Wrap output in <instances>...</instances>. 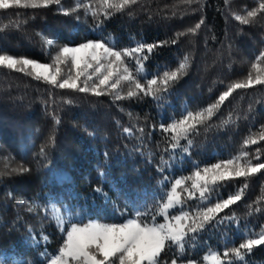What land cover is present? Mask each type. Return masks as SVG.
Segmentation results:
<instances>
[{
    "label": "trees",
    "instance_id": "trees-1",
    "mask_svg": "<svg viewBox=\"0 0 264 264\" xmlns=\"http://www.w3.org/2000/svg\"><path fill=\"white\" fill-rule=\"evenodd\" d=\"M66 2L71 6L72 0ZM255 6L253 0H229L228 5L224 0H196L191 5L184 0H138L131 9L133 16H128L127 12L116 14L105 21L102 30L95 32L91 30L92 17H85L82 10L79 22L72 16L58 14L54 6L47 10L22 7L0 10V49L42 63L50 62V57L42 51L37 32L55 37L57 45L104 36L118 48H124L133 46L136 39L146 43L170 41L177 33L204 19L196 35H186L175 45L156 49L146 62L148 71L163 72L177 67L185 53L190 57L186 75L162 101L144 97L114 102L111 95L96 97L55 89L53 99L59 104L61 123L55 129V143L43 158L36 153L54 129V121L48 113L57 111L55 106L46 111L43 103L49 99V86L23 73L0 68L1 168L7 163L9 167L25 164L31 169L24 175L0 176V259L13 264L21 261L39 264L43 259L41 252L46 250L49 256L57 252L63 242L61 233L43 219L51 215L52 206L74 217L73 222L123 223L137 210L132 207L133 201L138 205H151L159 199L164 189L156 165L166 146L159 124L179 119L186 114L185 109L197 111L206 107L226 90L227 84L246 76L251 61L262 47L264 23L240 25L233 14H242L244 7ZM10 22L12 27L4 30ZM55 51L53 48V54ZM126 91L121 88L122 93ZM64 99L74 102L64 104ZM250 104L252 112L249 114ZM128 113L132 114L131 118ZM246 114L248 119H244ZM229 119L234 123L222 127L223 121ZM116 121L123 127H132L133 135L124 133ZM212 124L214 127L208 132L201 131L190 154H172L174 158L165 175L170 179L189 176L194 164L203 167L237 155L243 139L258 133L264 125V89L257 86L246 91L236 90ZM141 126L145 128L142 141L137 139L140 134L136 131ZM257 147L264 148V142L249 146L247 151L254 155ZM164 159L168 160L169 156L165 155ZM101 171L106 175L101 176ZM242 183L240 180L224 186L222 196L226 198L230 192L234 193ZM250 185L244 199L232 206L237 219L202 233L198 246L189 248L186 258L202 261L209 249L222 253L225 244L238 246L244 239L243 232L260 231L264 211L256 209H264V200L257 202V198L264 195L261 187L264 174L254 177ZM97 187L103 191L96 192ZM9 192L15 198L9 197ZM19 198L35 201L38 211L28 213L26 206H18ZM197 203L189 201L185 210L191 211ZM117 207L123 215L116 211ZM249 212L252 214L248 215ZM171 214H178V210ZM225 214L231 215V212L225 210ZM42 222L49 235L48 244L42 240L37 243L39 235L43 234ZM158 222H163L162 217ZM172 254L164 258L170 259ZM243 264H264V246L254 249Z\"/></svg>",
    "mask_w": 264,
    "mask_h": 264
},
{
    "label": "snow or ice",
    "instance_id": "snow-or-ice-1",
    "mask_svg": "<svg viewBox=\"0 0 264 264\" xmlns=\"http://www.w3.org/2000/svg\"><path fill=\"white\" fill-rule=\"evenodd\" d=\"M184 2L191 5L196 0H184ZM253 2L256 4L255 7L251 9L244 7L241 10L242 14H233V18L240 25L264 23V0H253ZM224 3L228 5L229 0H224ZM137 4L138 0H72L71 6H67L66 0H0V10H8L12 7L47 10L54 6L58 14L72 16L77 22L80 20L79 12L82 10L85 17L89 15L92 17L94 23L91 30L95 32L102 30L105 21L116 14L127 12L128 16H133L131 9ZM203 24L202 17L194 27L177 33L176 38L170 41L146 43L136 39L133 40V46L124 48H118L114 41L104 36L83 39L79 43L57 45L55 37L37 32L36 36L40 37L42 51L50 57L48 63L23 55H10L4 49H0V68L23 73L49 86L47 89L49 99L43 101L45 109L47 111L52 106L57 108L56 112L48 113L54 121V129L36 155L41 158L46 157L48 148L55 143V129L61 123L58 114L59 104L53 99L55 89H66L96 97L111 95L114 96V102L144 97L162 101L186 75L190 66V57L185 53L177 67L163 72L148 71L146 62L156 49L169 44L175 45L179 38L186 35H196ZM10 27H12L11 22L4 26V30ZM261 43L262 47L251 61L246 76L227 84L226 90L221 91L214 102L197 111L185 109L186 114H182L179 119L159 124L163 134L162 140L166 145L156 165V171L162 175L160 184L164 189L159 199L154 200L151 205H138L133 201L132 207L137 210L134 216L123 223H99L91 220L87 223L83 220L73 222L74 217L70 218L60 208L52 206L51 215H46L43 219L48 220V223L54 225L61 233L63 242L57 252L51 256L46 250L41 252L43 259L39 264H243L254 249L264 246V225H261L259 232H243L244 239L238 246L228 247L225 244L222 253L209 249L203 255L202 261L186 258L188 249L198 246L202 233L231 224L237 219L232 206L244 199L251 186L250 181L258 174H264V160H262L264 148L257 147L254 155H250L247 151L249 146L264 142V125L260 126L258 133H251L243 139L241 150L237 155L203 167L194 164V170L189 176L170 179L165 175L171 167L174 158L172 154L176 152L190 154L201 131L206 133L214 127L213 118L226 103L230 102L236 90L246 91L257 86L264 89V40ZM53 48L56 49L55 54L52 52ZM65 68L68 69L67 72L64 71ZM125 84L129 87L126 93H122L121 88ZM73 102L72 99L63 100V103L68 105ZM251 112L250 104L248 113ZM128 115L132 117L131 113ZM229 116L231 117V113ZM244 119H248V114ZM230 123L234 121L225 120L221 126ZM116 124L122 127L124 133L133 135L132 127H123L120 121H116ZM136 131L140 134L137 139L142 141L145 138V128L141 126ZM165 155L169 156L168 160L164 159ZM30 171V167L25 164L9 167L6 163L4 168L0 169V176L24 175ZM99 174L106 175L104 171ZM240 180L243 181L240 187L224 198L221 189ZM261 187L264 189V185ZM94 190L98 193L103 191L100 187ZM8 196L15 198L12 192H9ZM261 200H264V195L257 198V202ZM189 201L198 203L191 211H186ZM17 204L26 206L25 210L28 213L39 209L35 201L24 198H19ZM141 207L142 211L139 210ZM249 208H252V205H249ZM177 210L178 214H171ZM225 210H229L231 215L225 214ZM45 211L47 212V208ZM116 211L121 210L117 207ZM256 211H264V209L257 208ZM121 214L123 215L122 211ZM161 217L163 222H158V218ZM42 232L37 243L42 240L48 244L50 239L43 222ZM168 253L173 254L170 259H165ZM0 264H10V262L0 259ZM20 264L24 262L21 261Z\"/></svg>",
    "mask_w": 264,
    "mask_h": 264
},
{
    "label": "rangeland",
    "instance_id": "rangeland-1",
    "mask_svg": "<svg viewBox=\"0 0 264 264\" xmlns=\"http://www.w3.org/2000/svg\"><path fill=\"white\" fill-rule=\"evenodd\" d=\"M67 70H68L67 68L64 69L65 72H67ZM122 87H123V91H126V90H128V87H129V86L125 84V85H123ZM1 166H2V163H1V161H0V169H2ZM91 221H95V222L103 223V222L96 221V220H91ZM87 222H89V221H87ZM87 222H84V223H87ZM9 262H10V261H9ZM10 264H13V263L10 262Z\"/></svg>",
    "mask_w": 264,
    "mask_h": 264
}]
</instances>
